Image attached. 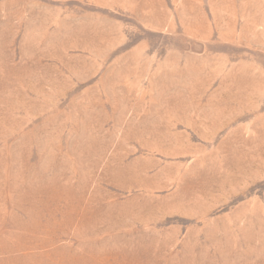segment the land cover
<instances>
[{
  "label": "rangeland",
  "instance_id": "rangeland-1",
  "mask_svg": "<svg viewBox=\"0 0 264 264\" xmlns=\"http://www.w3.org/2000/svg\"><path fill=\"white\" fill-rule=\"evenodd\" d=\"M0 264H264V0H0Z\"/></svg>",
  "mask_w": 264,
  "mask_h": 264
}]
</instances>
